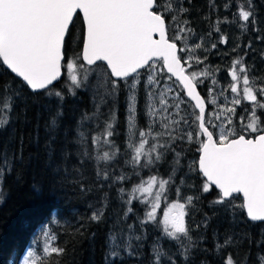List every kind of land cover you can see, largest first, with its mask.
<instances>
[{
  "label": "snow or ice",
  "instance_id": "obj_1",
  "mask_svg": "<svg viewBox=\"0 0 264 264\" xmlns=\"http://www.w3.org/2000/svg\"><path fill=\"white\" fill-rule=\"evenodd\" d=\"M208 7V30L198 33L191 0H0V67L16 78L0 79V136L8 134L0 143V192L4 177L24 162L25 138L15 125L30 123L35 107L46 156L59 155L55 170L67 172L75 158L74 171L90 165L98 186L117 193L122 211L106 233L104 264H211L209 256L216 264H264V228L253 236L239 227L264 224V75L243 51L230 58L226 87L218 89L206 64L210 49L229 45L222 25L261 42L264 34L255 0H209ZM241 47L255 52L251 41L234 43L231 52ZM81 91L90 94L91 108L74 109L68 124L65 106ZM121 92L123 152L115 140ZM40 128L38 119L37 145ZM181 145H194L198 155L189 162ZM209 196L211 215L202 203ZM107 198L105 192L91 221L103 220ZM218 213L228 227L213 231L209 249ZM64 253L44 226L9 264H60Z\"/></svg>",
  "mask_w": 264,
  "mask_h": 264
},
{
  "label": "trees",
  "instance_id": "obj_2",
  "mask_svg": "<svg viewBox=\"0 0 264 264\" xmlns=\"http://www.w3.org/2000/svg\"><path fill=\"white\" fill-rule=\"evenodd\" d=\"M217 3L222 5L223 0H217ZM255 4L258 14L257 26L261 28V34H264V18L261 16L264 14V2L257 0ZM208 5L209 0H191V19L198 32L208 30V25L203 20L205 15L210 14ZM217 14L223 16L225 13L221 10ZM79 27L78 23L77 36H79ZM229 27L232 33L230 35L226 33L229 36V41L237 37L235 43H239L241 46L251 41L252 48L255 49V52H253L252 49L241 47L237 50V55L247 51L246 63L249 66L254 65L256 71L264 75V59L260 56L261 51H264V42L256 40L255 34L252 32L241 34L233 26L222 25L221 29H229ZM213 36L215 37V33ZM227 60L230 62L229 57H227ZM228 66L223 69L225 73ZM0 79L12 81L15 78L3 67H0ZM89 95V93L81 91L78 92L79 99L68 101L65 106L66 123L71 124L74 116L78 115V111L74 112V109L91 108ZM117 107L118 118L116 120L115 140L123 152L125 139L123 92L118 98ZM17 111H19V108ZM36 111L35 107L29 111L30 123H17L15 125L17 136L23 132L25 138L24 162L23 164H17L12 173L6 175L3 179V190L0 192V264H9L10 260L16 255L22 254L31 243L33 236L39 234L44 226L51 227L52 231L58 236L59 246L65 249L64 255L60 257V264H104L106 233L115 221L116 216L122 211L117 193L114 189L98 186L100 181L94 176L90 165H85L80 173L74 171L75 158L67 162V172H57L55 170L59 164V155L57 154L56 158L51 161L46 156L44 148L46 136L43 131V119L37 117ZM44 118H46V114ZM38 119L41 125L39 145L33 141V127ZM139 122L140 124L144 123L143 116L139 117ZM7 139L8 134L0 136V143L6 142ZM181 146L184 148L189 162L198 155L194 145ZM10 147H14V145ZM148 174H150L148 170L141 173L145 178ZM159 174L166 175V168L161 166ZM129 175H131V171H129ZM136 179L134 176L133 181L130 183L136 182ZM200 179L195 174L194 181L198 186ZM81 183L85 185L83 191L80 188ZM105 192H107L108 198L107 206L103 208L104 218L100 223L93 222L90 220V216L100 208ZM210 199L211 196L202 200L205 205L203 210L209 212V215H211V212L206 205ZM237 202L239 203V201ZM199 219L200 217L197 215V222H199ZM226 220L227 218L223 213H218L210 224L207 233L209 237L207 247L209 249L212 247L211 237L213 231L216 229L223 231L227 228ZM239 227L242 230H250L253 236H256L261 228H264V224L252 225L244 222ZM253 251H255V248H253ZM145 252H147V248H145ZM243 255L244 252L241 250L240 256ZM208 259L211 264H216L212 256H209ZM53 264H55V258H53ZM127 264H137V262L129 259Z\"/></svg>",
  "mask_w": 264,
  "mask_h": 264
},
{
  "label": "rangeland",
  "instance_id": "obj_3",
  "mask_svg": "<svg viewBox=\"0 0 264 264\" xmlns=\"http://www.w3.org/2000/svg\"><path fill=\"white\" fill-rule=\"evenodd\" d=\"M257 1V0H256ZM255 1V2H256ZM264 2V0H261ZM257 4V3H256ZM262 9V8H261ZM263 9H264V6H263ZM264 11V10H263ZM261 15V14H260ZM261 16H263L264 18V14H262ZM260 21V20H258ZM264 21V20H263ZM233 30V29H231ZM222 32H224L225 34L228 33V35L232 34L230 32V27L229 29H226V28H223L221 29ZM204 31H199L198 33H203ZM239 32V31H238ZM218 37V34H215V37L212 36L211 39H209L207 42L208 43H211L213 42L214 40H216ZM216 38V39H215ZM238 38L236 37V39H230L229 41V45L228 46H224V45H219L218 48H219V51H215V50H209V52L207 53L208 55V60L206 61V64H210L212 66L211 70L215 73V76L214 78H216L218 81H219V84L217 85V88L219 89L220 87H226V83L228 81V77L226 75V73L223 71V69L226 68L227 65L230 64V62L227 60V57L231 58L232 56H235L237 55V53H232L231 52V46L236 42ZM225 53H228V55H225ZM201 55H203V53H200ZM217 66L219 67L220 71L219 72H216V68ZM199 70V69H197ZM230 106V105H229ZM238 113H239V109L237 110ZM193 176V179L191 181V183H195V173L192 174ZM194 181V182H193ZM198 186V185H197ZM172 195L170 194L168 199H172ZM238 203V202H237ZM163 203L161 205V210H163ZM210 226V225H209ZM221 230V229H220Z\"/></svg>",
  "mask_w": 264,
  "mask_h": 264
},
{
  "label": "water",
  "instance_id": "obj_4",
  "mask_svg": "<svg viewBox=\"0 0 264 264\" xmlns=\"http://www.w3.org/2000/svg\"><path fill=\"white\" fill-rule=\"evenodd\" d=\"M7 71V70H6ZM10 73V71H8ZM12 77H14V74L10 73ZM15 78V77H14ZM16 79V78H15ZM260 224V223H258ZM258 224H255V225H258Z\"/></svg>",
  "mask_w": 264,
  "mask_h": 264
},
{
  "label": "flooded vegetation",
  "instance_id": "obj_5",
  "mask_svg": "<svg viewBox=\"0 0 264 264\" xmlns=\"http://www.w3.org/2000/svg\"><path fill=\"white\" fill-rule=\"evenodd\" d=\"M191 162V161H190Z\"/></svg>",
  "mask_w": 264,
  "mask_h": 264
}]
</instances>
